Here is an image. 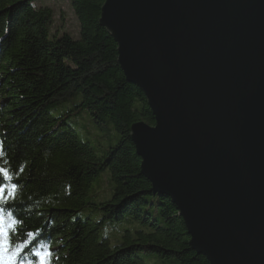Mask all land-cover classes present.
<instances>
[{
    "label": "trees",
    "instance_id": "trees-1",
    "mask_svg": "<svg viewBox=\"0 0 264 264\" xmlns=\"http://www.w3.org/2000/svg\"><path fill=\"white\" fill-rule=\"evenodd\" d=\"M33 1L0 0V167L8 186L18 181L14 200L0 207L17 219L10 241L24 248L18 264H38L37 249L51 253V264H209L190 248L177 207L140 173L130 128L154 119L98 22L104 0H68L76 38L54 33L52 9ZM66 102L76 104L50 115ZM82 110L100 132L117 134L99 156L67 125Z\"/></svg>",
    "mask_w": 264,
    "mask_h": 264
},
{
    "label": "water",
    "instance_id": "water-1",
    "mask_svg": "<svg viewBox=\"0 0 264 264\" xmlns=\"http://www.w3.org/2000/svg\"><path fill=\"white\" fill-rule=\"evenodd\" d=\"M99 24L153 124L140 173L209 264H264V0H104Z\"/></svg>",
    "mask_w": 264,
    "mask_h": 264
},
{
    "label": "rangeland",
    "instance_id": "rangeland-1",
    "mask_svg": "<svg viewBox=\"0 0 264 264\" xmlns=\"http://www.w3.org/2000/svg\"><path fill=\"white\" fill-rule=\"evenodd\" d=\"M32 4L35 7L48 6L52 9L53 22L51 29L54 33H68L75 38L77 37L78 22L70 8L68 0H34ZM75 104V102L62 103L51 109L50 115L52 117L59 116ZM67 125L75 131L81 141L90 143L98 150V153H96L97 156H99L98 154L101 155L103 149L114 144L117 139V134L114 131L108 134L100 132L92 123L89 112L86 110H82L76 115L69 116L67 118ZM108 176V172L105 171L102 176L98 178V182L101 181V189H106L105 183L106 180H108ZM93 188H95V183L93 184ZM100 193V195H102V192ZM92 195V193H89V199L97 202L99 199L92 197ZM145 260H147L145 264H157V260L154 257H146Z\"/></svg>",
    "mask_w": 264,
    "mask_h": 264
},
{
    "label": "snow or ice",
    "instance_id": "snow-or-ice-1",
    "mask_svg": "<svg viewBox=\"0 0 264 264\" xmlns=\"http://www.w3.org/2000/svg\"><path fill=\"white\" fill-rule=\"evenodd\" d=\"M0 176L3 177V181L0 182V204H3L14 200L18 181L8 186L7 181L11 179V176L9 170L4 167H0ZM13 215L12 212L0 207V264H18L17 257L24 251L22 245L12 247L15 237H11L10 241V230H17V219H13ZM28 236H33V233L29 232ZM33 255L39 258L38 264H51L50 252L41 253L37 249ZM19 264H33V262L20 259Z\"/></svg>",
    "mask_w": 264,
    "mask_h": 264
}]
</instances>
